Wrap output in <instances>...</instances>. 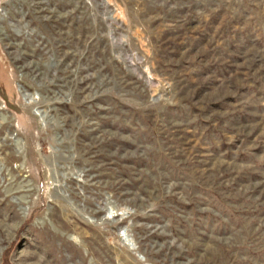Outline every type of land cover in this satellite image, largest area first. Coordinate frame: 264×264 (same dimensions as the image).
Masks as SVG:
<instances>
[{"label":"rangeland","instance_id":"374dc122","mask_svg":"<svg viewBox=\"0 0 264 264\" xmlns=\"http://www.w3.org/2000/svg\"><path fill=\"white\" fill-rule=\"evenodd\" d=\"M2 146L0 264H264V0H0Z\"/></svg>","mask_w":264,"mask_h":264},{"label":"bare ground","instance_id":"6f19581e","mask_svg":"<svg viewBox=\"0 0 264 264\" xmlns=\"http://www.w3.org/2000/svg\"><path fill=\"white\" fill-rule=\"evenodd\" d=\"M4 147L2 146V147H0V151H2V150H5L6 148H4ZM9 156H11V154H9Z\"/></svg>","mask_w":264,"mask_h":264}]
</instances>
